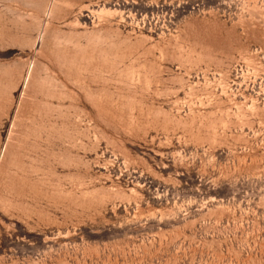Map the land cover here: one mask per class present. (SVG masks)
I'll return each instance as SVG.
<instances>
[{
	"label": "rangeland",
	"instance_id": "obj_1",
	"mask_svg": "<svg viewBox=\"0 0 264 264\" xmlns=\"http://www.w3.org/2000/svg\"><path fill=\"white\" fill-rule=\"evenodd\" d=\"M0 264H264V0H0Z\"/></svg>",
	"mask_w": 264,
	"mask_h": 264
},
{
	"label": "bare ground",
	"instance_id": "obj_2",
	"mask_svg": "<svg viewBox=\"0 0 264 264\" xmlns=\"http://www.w3.org/2000/svg\"><path fill=\"white\" fill-rule=\"evenodd\" d=\"M25 83V82H24Z\"/></svg>",
	"mask_w": 264,
	"mask_h": 264
}]
</instances>
